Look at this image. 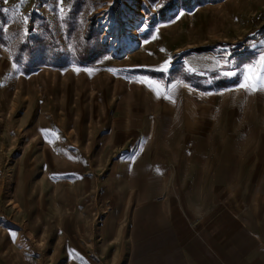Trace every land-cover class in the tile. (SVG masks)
<instances>
[{
    "label": "rangeland",
    "instance_id": "374dc122",
    "mask_svg": "<svg viewBox=\"0 0 264 264\" xmlns=\"http://www.w3.org/2000/svg\"><path fill=\"white\" fill-rule=\"evenodd\" d=\"M262 53L264 0H0V264H117L173 191L264 187Z\"/></svg>",
    "mask_w": 264,
    "mask_h": 264
},
{
    "label": "crops",
    "instance_id": "0c3cea01",
    "mask_svg": "<svg viewBox=\"0 0 264 264\" xmlns=\"http://www.w3.org/2000/svg\"><path fill=\"white\" fill-rule=\"evenodd\" d=\"M258 180L264 183V169ZM173 192L170 198L186 197L187 204L170 199L156 207L155 221L144 223L141 237L136 217L133 237L121 243L136 247L114 254L117 264H264L263 186L238 195L203 191L199 202L193 192Z\"/></svg>",
    "mask_w": 264,
    "mask_h": 264
},
{
    "label": "snow or ice",
    "instance_id": "6c2138e0",
    "mask_svg": "<svg viewBox=\"0 0 264 264\" xmlns=\"http://www.w3.org/2000/svg\"><path fill=\"white\" fill-rule=\"evenodd\" d=\"M261 60L264 61V53H262L261 55ZM161 70H166V69H161ZM243 71V70H241ZM258 81H261V82H264V63L261 64V69H260V72L258 74V77H257ZM241 87H244V85L242 84ZM168 94L170 95L171 94V89H168Z\"/></svg>",
    "mask_w": 264,
    "mask_h": 264
}]
</instances>
